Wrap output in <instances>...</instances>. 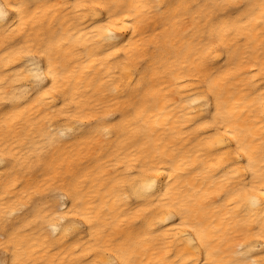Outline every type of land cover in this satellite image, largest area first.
<instances>
[{
    "label": "bare ground",
    "instance_id": "6f19581e",
    "mask_svg": "<svg viewBox=\"0 0 264 264\" xmlns=\"http://www.w3.org/2000/svg\"><path fill=\"white\" fill-rule=\"evenodd\" d=\"M0 9V264H264V0Z\"/></svg>",
    "mask_w": 264,
    "mask_h": 264
},
{
    "label": "snow or ice",
    "instance_id": "6c2138e0",
    "mask_svg": "<svg viewBox=\"0 0 264 264\" xmlns=\"http://www.w3.org/2000/svg\"><path fill=\"white\" fill-rule=\"evenodd\" d=\"M4 15V12L2 9H0V16Z\"/></svg>",
    "mask_w": 264,
    "mask_h": 264
}]
</instances>
